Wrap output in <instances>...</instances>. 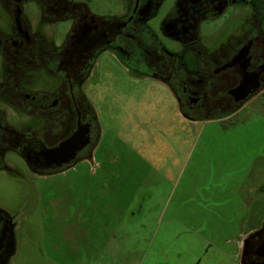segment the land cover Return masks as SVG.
<instances>
[{
	"label": "rangeland",
	"instance_id": "obj_1",
	"mask_svg": "<svg viewBox=\"0 0 264 264\" xmlns=\"http://www.w3.org/2000/svg\"><path fill=\"white\" fill-rule=\"evenodd\" d=\"M85 1L100 15L119 10L118 0ZM175 3L161 0L151 30ZM248 12L206 21L200 36L220 44ZM93 73L94 167L39 177L11 154L0 170V209L15 235L6 264H238L240 236L264 218V94L234 115L194 121L166 85L109 55Z\"/></svg>",
	"mask_w": 264,
	"mask_h": 264
},
{
	"label": "flooded vegetation",
	"instance_id": "obj_2",
	"mask_svg": "<svg viewBox=\"0 0 264 264\" xmlns=\"http://www.w3.org/2000/svg\"><path fill=\"white\" fill-rule=\"evenodd\" d=\"M118 1L116 14L100 15L85 0H0V170L11 167V154L39 177L81 162L94 167L99 125L85 86L103 55L136 77L166 85L181 113L194 121L234 115L264 94V0H176L155 31L150 21L161 0ZM246 7L248 15L232 26L237 33L217 45L203 41L202 23ZM246 46V71L259 74L260 89L236 102L231 91L243 80L245 59L238 55ZM85 131L88 143L71 159H59L68 161L44 158ZM14 244L13 221L0 209V264L10 261ZM237 244L238 264H264V218Z\"/></svg>",
	"mask_w": 264,
	"mask_h": 264
},
{
	"label": "water",
	"instance_id": "obj_3",
	"mask_svg": "<svg viewBox=\"0 0 264 264\" xmlns=\"http://www.w3.org/2000/svg\"><path fill=\"white\" fill-rule=\"evenodd\" d=\"M248 54L249 46H246L240 51L238 55V58L245 59V71L243 75V80L241 81L239 86L231 91V95L234 97L236 102L244 101L247 97H249V95H251L252 92H256L260 89V82L258 80L259 74L248 73L246 71L249 61V58H247ZM235 61L236 59H234L230 65H234ZM85 134H87V131H85V133H82V135L77 136L76 138L71 139L66 143L62 144L59 148L44 153V158L46 160L58 161L57 163H59V165L60 161H68L59 159H64L66 155H68L67 159H71L76 150H79L80 147H84L88 143V138L87 140L83 141V137L85 136Z\"/></svg>",
	"mask_w": 264,
	"mask_h": 264
},
{
	"label": "trees",
	"instance_id": "obj_4",
	"mask_svg": "<svg viewBox=\"0 0 264 264\" xmlns=\"http://www.w3.org/2000/svg\"><path fill=\"white\" fill-rule=\"evenodd\" d=\"M220 117H224V116H215V117H212V119H216V118H220ZM202 119H208V120H211V118L210 117H205V118H196V121L197 120H202Z\"/></svg>",
	"mask_w": 264,
	"mask_h": 264
},
{
	"label": "crops",
	"instance_id": "obj_5",
	"mask_svg": "<svg viewBox=\"0 0 264 264\" xmlns=\"http://www.w3.org/2000/svg\"><path fill=\"white\" fill-rule=\"evenodd\" d=\"M96 164V163H95Z\"/></svg>",
	"mask_w": 264,
	"mask_h": 264
}]
</instances>
